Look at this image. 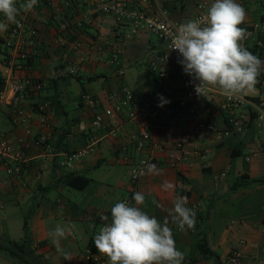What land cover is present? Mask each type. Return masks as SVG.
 I'll list each match as a JSON object with an SVG mask.
<instances>
[{"label":"crops","instance_id":"1","mask_svg":"<svg viewBox=\"0 0 264 264\" xmlns=\"http://www.w3.org/2000/svg\"><path fill=\"white\" fill-rule=\"evenodd\" d=\"M204 1L168 0L167 9L172 20L185 22L200 12L199 5ZM23 2L17 0V5ZM237 2L247 13L243 25L255 31L254 40L243 42L252 52L256 41L264 39L261 22L264 0ZM51 3L34 11L30 22L36 35L29 48V66L24 68L20 77L41 81L43 89L19 103L27 117L26 123L14 125L9 100H0V133L11 140L24 139L28 159L19 177L7 175L0 164V264H22L3 250L5 247L13 249L11 243L22 240L25 252L29 253L27 257L24 253L22 256L29 263L77 264L76 257L104 223L101 215L110 219L111 207L127 197L132 198L136 192L145 195L146 204L140 206L142 210L162 224L168 215L165 209L172 207L173 197L161 189V184L165 180L176 184L178 179L182 180L189 197L187 207H197L194 229L174 236L177 249L185 256L183 264H226L225 258L232 249L241 252L239 264H264V184L231 189L241 175L264 177V125L259 127L251 123L239 135L191 141L188 144L190 150L201 148L206 152L202 157L188 156L178 169L170 167L164 155L157 154L153 164L163 170L162 174L143 175L132 190L122 178L125 173L118 170L119 167L130 168V165L118 163L121 155L118 150L127 144L132 124L121 119L120 136L113 141V146H108L105 132L91 125L92 113L80 103V96L90 94L100 102L101 110L108 107L112 104L111 97L117 95L121 87H127L124 67L143 60L151 85L143 74L137 73L135 89H131L135 91L134 95L143 98L146 93L158 91L165 97H175L181 93L178 71L173 69L166 78L157 80L149 72L148 65L164 49V44L151 34L128 36L127 28L116 29L114 19L101 14L94 0H52ZM0 21L8 23L2 14ZM11 25L8 23L7 31L0 32L2 76L10 61L3 43ZM73 39L81 42L80 49L71 48ZM250 44L252 48H249ZM114 54H117L118 68L112 63ZM259 58L264 61V49ZM72 68L74 73L70 72ZM98 75L101 77L96 80L84 81L85 77ZM258 79L264 80V70ZM175 82L179 84L175 85ZM221 93L214 96L210 117L222 130L227 128V115L220 109L223 103ZM245 94L257 97L258 86ZM71 101L75 107L69 112ZM42 104H49L54 110L48 127L40 125L37 108ZM160 120L171 140H176L194 123L192 117L179 111L175 105L169 106ZM40 135L46 136L53 146L51 154L34 143V138ZM153 135L158 141L166 140L163 130H155ZM83 149L88 152L73 159L70 168L62 166L68 154ZM129 152L136 160L149 150L139 154L130 145ZM104 167L115 169L105 173ZM75 175L89 179L83 190L71 188L63 181L67 176ZM50 191L54 192L52 200L47 196ZM65 191L78 193L68 198ZM153 198L161 207L151 203ZM69 223L75 225V229L73 236L61 240L64 252L71 255L70 260H65L52 244L49 233L58 224L66 226ZM173 225L169 224L171 229ZM202 240L214 256L199 251ZM39 242L46 244L35 248Z\"/></svg>","mask_w":264,"mask_h":264},{"label":"built area","instance_id":"2","mask_svg":"<svg viewBox=\"0 0 264 264\" xmlns=\"http://www.w3.org/2000/svg\"><path fill=\"white\" fill-rule=\"evenodd\" d=\"M94 1L101 14L111 16L114 19L116 29L127 28L128 36L151 34L164 44V49L155 55L148 65L149 72L157 80L166 78L173 69L178 71L181 93L175 97L168 98L156 91L146 93L143 98H138L129 88L123 86L117 95L111 97L112 104L101 110L100 102L95 97L87 93L80 96V103L92 113L91 125L105 132L108 146H113V141L120 136L119 121L121 119L132 124L133 129L128 135L127 144L121 145L118 150L121 154L118 157V163L130 165L129 184L132 190H135L140 182L142 177L139 174L140 171L142 169L146 171V163H155L157 154L164 155L167 164L178 169L188 156L202 157L206 152L201 148L190 150L188 144L191 141L203 137L214 136L216 139H221L231 134L239 135L251 123H255L259 127L264 125V80H260L257 84L259 94L254 97L255 99L245 93L233 97H227L221 93L223 103L220 109L227 115V128L219 129L216 122L210 117L212 102L214 96L220 93L219 89L210 87L204 96L198 95L195 90V84L198 82L184 72L182 65L178 63L182 57L177 50L171 49L176 27L182 22L172 20L170 17L167 9L168 0ZM26 2L27 0H24L23 3ZM51 2L52 0H38L37 5L31 11H21L17 16L19 23H12L3 43L10 61L3 72L5 88L0 92V100H9L14 125H23L27 121V117L18 106L19 103L31 94L38 93L43 89L41 81L27 76L20 77V73L24 71L22 63L29 56V48L33 46V38L36 35L34 29L30 28L32 14L42 6L52 4ZM212 2L214 0H205L201 3L199 5L200 12L193 19L202 18ZM241 27L245 28L248 33L243 42L254 40V29L243 24ZM262 28L264 30V22ZM255 44L257 47L263 45L261 41H256ZM70 45L73 50L81 48V42L78 39L71 40ZM112 63L117 68L120 67L117 54L113 55ZM70 72L74 73L75 69L72 68ZM118 74L122 75L121 72ZM8 94L9 96H7ZM161 103H163L162 107L160 106ZM171 105H175L179 111L186 112L194 121L193 126L183 132L176 140H171L170 134L160 120ZM37 109L40 113L41 127H48L49 119L54 115L53 108L49 104H42ZM237 110L239 111L237 112ZM155 130H163L166 140L158 141L153 135ZM26 133L31 134L29 130ZM34 143L43 148L46 153L51 154L53 152V146L48 142L46 136L40 135L34 138ZM130 145L136 153L140 154L146 149L149 152L135 160L129 152ZM26 146L27 143L24 139L11 140L6 134L0 133V164L7 175L19 177L23 167L28 164ZM87 152V149H83L68 154L62 166L70 168L73 159ZM221 176L223 177L224 174ZM176 184L179 185L177 193L188 197L187 192L183 189L182 180L178 179ZM123 201L132 204L131 197H127L121 202ZM191 208L195 210V213L197 212L196 205H191ZM172 231L173 236L182 232L175 224ZM96 249L94 240L91 238L76 257L77 264H107L106 256L99 254ZM240 259L241 252L232 249L226 256L225 263L239 264Z\"/></svg>","mask_w":264,"mask_h":264},{"label":"clouds","instance_id":"3","mask_svg":"<svg viewBox=\"0 0 264 264\" xmlns=\"http://www.w3.org/2000/svg\"><path fill=\"white\" fill-rule=\"evenodd\" d=\"M38 0H27L17 5V0H0V14L8 23H16L21 11H31ZM247 13L237 0H214L200 19H189L180 23L172 40V50H177L186 74L193 77L195 90L203 95L211 88L219 89L225 96L233 97L252 92L259 83L258 77L264 70V61L250 52L243 41L247 30L241 27ZM8 23L0 21V32L7 31ZM163 106V103L160 105ZM146 171L140 175H161L163 170L156 164L146 163ZM179 185L165 180L161 189L172 195V207L165 209L168 215L161 224L157 218L143 211L146 204L142 192L134 193L131 204L117 202L111 207L109 216L102 214L104 223L94 236L99 254L108 258L107 264H183L184 253L177 249L173 231L175 224L180 231L194 229L196 213L187 207V196L176 193ZM156 207H161L153 198ZM75 225H57L49 233L57 252L70 260L64 252L61 240L74 235Z\"/></svg>","mask_w":264,"mask_h":264},{"label":"trees","instance_id":"4","mask_svg":"<svg viewBox=\"0 0 264 264\" xmlns=\"http://www.w3.org/2000/svg\"><path fill=\"white\" fill-rule=\"evenodd\" d=\"M261 22L262 23L264 22V17L261 18ZM262 41L264 43V39H262ZM263 49H264V44L261 47L255 46L252 49V53L254 55L257 54V56H260L262 54ZM22 64H23L24 68L29 66L28 57ZM100 77L101 76H99V75L98 76H94V77H85L84 81L96 80V79H98ZM4 88H5V79H4V77L2 75H0V92L3 91ZM63 181L69 187L74 188L76 190H83L87 186V184L89 183V179H87L86 177H84V176H76V175L75 176H67ZM254 184L255 185L264 184V177L263 178H249V177H247L245 175H241L235 180V182H233L231 189H232V191H234V190H237L239 188L246 187V186H249V185H254ZM23 227H24V230L27 227L25 221H24ZM45 244H46L45 242L36 243V245H35L36 247L35 248H39V247L41 248ZM11 245L13 246V249L5 247L3 250L6 251L10 256L17 258L19 260V262L22 263V264H34V263H31V262L29 263L28 261H25V259L22 256V253H24V256H26V257H27V254H29V253L25 252L24 240H22L21 242H12ZM198 248H199V251L202 254H207V255L214 256L212 251H210L206 247L205 242L203 240L199 242Z\"/></svg>","mask_w":264,"mask_h":264},{"label":"rangeland","instance_id":"5","mask_svg":"<svg viewBox=\"0 0 264 264\" xmlns=\"http://www.w3.org/2000/svg\"><path fill=\"white\" fill-rule=\"evenodd\" d=\"M249 46V48L251 47L252 48V45L250 44V45H248ZM257 56V55H256ZM259 57V56H258ZM123 74H124V79H125V84H126V86L131 90H133V89H135V86H136V81H135V75L137 74V73H141V74H143L145 77H146V79L149 81V86L151 85L150 84V80H151V78H150V76H149V74L147 73V71H146V66H145V63L143 62V60H137V62H135V63H132L131 65H127V66H125L124 67V69H123ZM175 85H178L179 84V82H175L174 83ZM139 89H140V87H139ZM132 92H135V91H132ZM181 92V91H180ZM133 94H135V93H133ZM75 107V104H74V102L73 101H71L69 104H68V110H69V112H72V110H73V108ZM239 161H241V159H238ZM103 169V168H102ZM104 169H106L105 170V173L107 172V171H113L115 168H111V167H104ZM118 170L120 171V172H122V173H125V174H123V176H122V178H123V180L125 181V182H128L129 183V179H130V175H129V169H126V168H121V167H119L118 168ZM100 172H102L103 174H104V171L103 170H101ZM230 178H232V177H230ZM256 178H260V177H256ZM263 178V177H262ZM235 182V181H234ZM51 192V191H50ZM54 192H51V193H49L47 196L52 200L53 198H54V194H53ZM77 193L78 192H76V191H65V197H68L69 198V196L70 197H73L74 195H77ZM213 263V262H212ZM214 264V263H213Z\"/></svg>","mask_w":264,"mask_h":264}]
</instances>
